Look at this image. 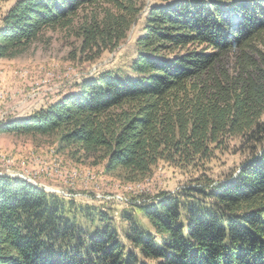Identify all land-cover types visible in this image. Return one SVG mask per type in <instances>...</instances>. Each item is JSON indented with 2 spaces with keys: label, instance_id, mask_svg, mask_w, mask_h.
Masks as SVG:
<instances>
[{
  "label": "trees",
  "instance_id": "16d2710c",
  "mask_svg": "<svg viewBox=\"0 0 264 264\" xmlns=\"http://www.w3.org/2000/svg\"><path fill=\"white\" fill-rule=\"evenodd\" d=\"M12 1L0 60L79 14L92 60L142 25L132 78L99 74L0 133L52 137L60 153L128 183L159 164L194 170L216 152L244 161L225 183L138 196L121 217L124 242L100 207L0 176V264H264V0Z\"/></svg>",
  "mask_w": 264,
  "mask_h": 264
},
{
  "label": "rangeland",
  "instance_id": "374dc122",
  "mask_svg": "<svg viewBox=\"0 0 264 264\" xmlns=\"http://www.w3.org/2000/svg\"><path fill=\"white\" fill-rule=\"evenodd\" d=\"M12 2L0 3V19ZM82 16L85 14H79L69 28L44 31L19 57L0 60V125L45 111L77 92L83 81L104 72L133 77L130 65L136 56L134 44L142 19L118 48L92 60L89 58L94 52L81 53V41L76 37ZM243 161V155L231 150L216 152L210 161L194 170L181 172L159 164L146 179L128 183L116 174L104 172L101 166L93 167L60 153L52 137L0 133V176L20 179L67 202L100 207L112 215L122 242L125 225L121 217L131 210L135 199L134 203L141 205L144 198L138 201V196L174 195L181 187L205 181L225 183L237 174ZM81 223L86 226V222ZM143 229L150 231L146 225Z\"/></svg>",
  "mask_w": 264,
  "mask_h": 264
}]
</instances>
